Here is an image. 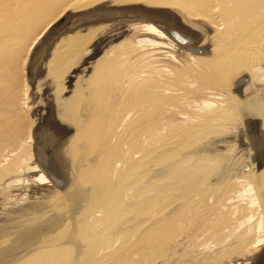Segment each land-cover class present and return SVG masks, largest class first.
<instances>
[{
	"label": "bare ground",
	"instance_id": "obj_1",
	"mask_svg": "<svg viewBox=\"0 0 264 264\" xmlns=\"http://www.w3.org/2000/svg\"><path fill=\"white\" fill-rule=\"evenodd\" d=\"M103 1L0 0V87L45 24L26 74L35 80L68 40L50 63L48 79H61L101 37L108 23L92 24L100 12L85 10ZM110 1L104 13L123 18V39L95 53L83 95L57 102L38 153L49 176L29 163L31 128L0 135L1 187L29 191L0 227V264H170L199 256L203 234L215 245L205 258L239 261L264 242V121L251 123L264 105V0ZM8 104L0 98V129L22 118ZM240 128L255 146L241 150ZM220 146L242 156L220 164L229 156Z\"/></svg>",
	"mask_w": 264,
	"mask_h": 264
},
{
	"label": "rangeland",
	"instance_id": "obj_2",
	"mask_svg": "<svg viewBox=\"0 0 264 264\" xmlns=\"http://www.w3.org/2000/svg\"><path fill=\"white\" fill-rule=\"evenodd\" d=\"M113 4L114 3L110 0L103 1V2H100L99 4L91 6L85 10L86 12H100V15L93 19L92 24L104 25L103 23H105V24L108 23L107 25L104 26V30H107V31L103 30L101 37L95 38L97 40H94V42L92 40L89 41L86 48L91 47V45H92L91 53L85 56V49H83V51H81V54H79L78 60L74 64L75 66L73 65L72 68L69 69L68 72H66L65 75L61 79H59L57 81L52 79V78L48 79V77L50 76V70H51V64L50 63L54 58V52H56L57 50L58 51L64 50V48L67 45L68 40H62V41H60L54 45L52 52L50 53L49 58H47L48 60L46 59L44 62L43 73L39 74L35 80L30 82V79L28 78V74H26L28 66H29L30 57H29L27 66L25 63V59L28 56L27 54L29 52V48H30L33 40L40 35V33L44 30V28L46 27L47 24H45L40 29H38L39 31L38 30L34 31L31 34V39L22 47L23 49L21 48L22 49L21 62H19V64H17L13 68H10V70H9L10 72L9 71L5 72V75H7V76L11 72H15L16 77L14 79H12V77L11 78L7 77L3 81L5 85L2 84V86L0 87L1 88L0 98H1V100L6 101L7 103L9 102L10 105L8 104L7 108L10 112H13V113L15 112L22 118H21L20 122L8 120L7 127L0 129V135H4V136L8 137V135H11V133H14L16 131L15 130L16 127L19 128L22 126L21 129L24 132L25 131L27 132L31 128L32 132H34V135H35L33 145H32V147L30 146L31 150L33 151L32 153L34 155V158L29 163L30 164H33V163L36 164L37 163L36 166H38L39 170L42 171L46 176H49V174H46L47 172H45L46 170L41 166L42 164H41V161L39 158L40 152L42 150L46 149V147L44 146V140H43V137L41 136V134H42L44 127L45 126L47 127L49 125V120H50L51 115L52 114L53 115L58 114V110L56 107L58 105L57 102L62 103L63 105H66V103H68V102L74 103L77 99V96L83 95V93H84L83 91H85L88 88V85H90V79H91L90 75L93 73L94 67H96L97 62H98V59L96 58L97 59L96 60L93 57L95 55V53L99 52V55L102 53L100 55V56H102V55H104L105 51H108V47L110 48V46L114 45L116 42L118 43L119 41H121L123 39L124 35H122V33H120V31H123L125 26H123L119 29L120 26L117 25V23L123 18H118L114 15H107L104 13L105 11H108L109 8L113 7L114 6ZM139 5L152 9V7L147 6L146 3L145 4H139ZM168 11L177 18V21L181 25H183L186 28L189 27L188 29L193 30V28L191 26L187 25L188 23H185L186 21L184 20V16L180 13V11H178L174 8H170V9H168ZM64 22L65 21H62V23H64ZM113 22H114V24H113ZM108 25H110V26H108ZM105 27H106V29H105ZM207 29H209V34L212 35L213 34L212 29H210V28H207ZM129 35H131V33ZM32 36H34V37H32ZM114 36H115V38H110V37H114ZM74 37H76V34ZM201 39H199L198 47L200 45H202V43H203V40H201ZM94 44H95V46H94ZM27 50H28V52H27ZM24 53H26V54H24ZM87 72L89 74H87ZM11 81L17 83V86H15L14 89H12V87H11V85H12ZM71 81H72V83H71ZM27 82L30 84V88H31L30 89V100H29V109H27L24 113L21 111V108H20L21 103H20L19 99L21 98L22 91L24 88V84ZM52 89L54 90V92ZM65 94H67L68 96L67 95L65 96ZM69 94H70V96H69ZM15 95H16V97H15ZM15 98L17 99V101L15 100ZM15 106H17V107H15ZM258 107L259 108L256 109V112H255L257 115V117H256L257 119H255V121L251 122V123H256V125H257V122L261 123V121H264V119H263L264 118V105L261 103L260 106H258ZM238 131H239V132H237L239 135L238 136V146H242L241 150L248 148L249 145H250L249 148L250 147L252 148L254 144H250V143H252L250 140L246 141V138L242 139L243 138L242 135L245 133V129L240 128ZM244 140H245V142H244ZM39 144H41L42 146ZM243 146H244V148H243ZM228 147H231V146H220L221 149L223 148L222 149L223 151L220 150L223 153V156H225L224 154L229 155L226 157V159L224 161H220L219 162L220 164L227 163L228 160H230V158H232V157L234 159L235 158L237 159V158H240L242 156V155L240 156L241 152L239 149H237V147L233 146V149L227 150ZM38 148H39V152H38ZM224 148H225V150H224ZM226 150L228 152H226ZM230 151H232V152H230ZM254 151H255V148H254ZM37 157L39 159H37ZM54 184L55 183L51 184V188L53 187L54 189L61 190L60 186L63 187L62 185H59V184L54 185ZM58 185H59V187H58ZM28 193H29L28 188H25L22 184H20L18 187H13L11 189L10 188L6 189L3 186L1 187V185H0V227L8 224V220H10V218H11L9 216V213H11L14 208H18V206H21L24 204V203L22 204V202H21V201H23L22 198H24V195L28 194ZM23 202H25V201H23ZM12 217H14L13 220H15L17 216H12ZM50 218H51V222L53 221V223H55L56 218H58V217L56 214H51ZM2 219H3V221H2ZM5 220L7 221V223ZM1 223H3V224H1ZM51 227H52V224H51ZM197 245H198L197 251H198L199 256L196 253L193 255V257L191 259H187V260L177 259L176 261H173L170 264H173V263L174 264H217V262H215V261H217L216 258L209 260L208 258H205L206 256L201 254V253H204L206 250L214 248V246H215L214 244H211V241L206 236V234H203L202 236L198 237ZM238 257H239V261L232 262L231 264H264V242L262 244H260L257 247V249H255L254 251L243 252Z\"/></svg>",
	"mask_w": 264,
	"mask_h": 264
},
{
	"label": "water",
	"instance_id": "obj_3",
	"mask_svg": "<svg viewBox=\"0 0 264 264\" xmlns=\"http://www.w3.org/2000/svg\"><path fill=\"white\" fill-rule=\"evenodd\" d=\"M92 22V21H91Z\"/></svg>",
	"mask_w": 264,
	"mask_h": 264
}]
</instances>
